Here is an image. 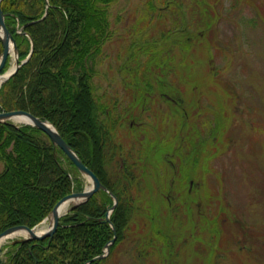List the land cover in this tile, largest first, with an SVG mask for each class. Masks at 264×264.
<instances>
[{
	"label": "rangeland",
	"instance_id": "374dc122",
	"mask_svg": "<svg viewBox=\"0 0 264 264\" xmlns=\"http://www.w3.org/2000/svg\"><path fill=\"white\" fill-rule=\"evenodd\" d=\"M109 22L98 89L108 82L129 102L130 71L181 106L153 94L136 109L139 128H116L121 156L148 173L152 194H136L126 238L107 264H264V0H114ZM170 189L177 202L169 207L162 194ZM153 225L179 237L177 261L149 245Z\"/></svg>",
	"mask_w": 264,
	"mask_h": 264
},
{
	"label": "trees",
	"instance_id": "16d2710c",
	"mask_svg": "<svg viewBox=\"0 0 264 264\" xmlns=\"http://www.w3.org/2000/svg\"><path fill=\"white\" fill-rule=\"evenodd\" d=\"M113 1L48 0L47 7L45 0L0 2L19 60L28 56L33 44L29 59L0 86V111L23 110L49 121L118 199L110 215L115 233L100 221L113 202L99 191L62 216L51 238L1 247L3 264H86L102 254L115 234L109 255L88 263L107 264L126 238L138 208L136 163L121 156L117 120L108 121L106 105L95 99L91 83V63L111 35L108 6ZM8 64L9 58L3 71ZM0 162V233L15 225L34 227L61 198L83 189L73 164L29 125L0 123ZM149 237V245L165 250L168 261V237L160 229L151 230Z\"/></svg>",
	"mask_w": 264,
	"mask_h": 264
},
{
	"label": "water",
	"instance_id": "95a60500",
	"mask_svg": "<svg viewBox=\"0 0 264 264\" xmlns=\"http://www.w3.org/2000/svg\"><path fill=\"white\" fill-rule=\"evenodd\" d=\"M45 2L46 4L48 3L47 0H45ZM0 41L2 44V53L0 55V78H2L0 82V86H1L2 83H4L6 80H8L12 75H14L17 72L19 67L26 62V60L29 58L30 55L29 54L27 58L24 59L23 61H19L16 42L5 25L4 14L1 10V7H0ZM8 56L13 57L14 65L10 70L1 73ZM19 117L25 118L27 120L26 123L19 125L32 126L43 132L45 135H47L51 140L53 146L55 148L60 149L63 152V154L67 157V159L78 170V172L88 179L90 186L85 188L81 192H73L61 198L55 204V206L53 207L49 215L46 217V219L42 221V222H44L45 220L49 221L48 228L46 230L40 231L38 226L29 228L23 225H15L5 229L0 233V245L4 240L11 239L13 238V236L19 233H26V235L21 239H15L12 243L38 241V240H43L45 238H51L58 227L60 217L74 210L76 207L87 201L94 193L98 191L106 192L113 199V205L106 212L105 218L100 220L101 222H107L112 226V224L110 223V213L114 210L117 204L116 197L99 181L97 176L88 167H86V165H84V163L75 153V151L64 141V139L60 136V134L57 132L55 127L52 126V124L49 123L48 121L38 118L32 115L31 113L23 110H12V111L0 112V123L16 126L18 123L14 121V118H19ZM64 204H68L69 206L63 213H61L62 206ZM112 230L114 231L113 226H112ZM114 239L115 236L105 245L103 253L99 256L92 258L89 262H93L104 258L109 253V246L114 242ZM0 264L2 263L0 262Z\"/></svg>",
	"mask_w": 264,
	"mask_h": 264
},
{
	"label": "flooded vegetation",
	"instance_id": "af4514ba",
	"mask_svg": "<svg viewBox=\"0 0 264 264\" xmlns=\"http://www.w3.org/2000/svg\"><path fill=\"white\" fill-rule=\"evenodd\" d=\"M109 27H110V23H109ZM134 57H135L134 55L132 57H128V56L126 57V59H127L126 65H124L125 69L128 66V62L133 61ZM91 65H93V69H94V73H93V76L91 78V83L93 85L95 99L99 100L102 104L106 105V115H107L108 121L112 124L114 123V121L116 119L119 126H122V124L124 122H128L130 128H132L133 126L139 128L140 127L139 121L141 119H140V115L135 114L137 112L136 109H137V107H139L140 103H141V106L144 105L145 100L150 99V97L154 96L153 94H155V95L157 94L160 97L165 98L166 102L169 101L170 104L173 105L174 107H180L181 106V103L178 99H176L175 97H172L171 95L162 91V89L159 86H155V85L149 86L146 84L143 85L139 79L140 77L138 78V76L134 73H133L134 75L131 74L130 71H125V73L129 77H133L131 81H128V83H126L128 89L132 90V98H131V100H129V102H125V100L120 95H118L116 91L113 90L112 86L108 85V82H106L104 89H101V90L98 89L97 84L95 83V79H96L95 76H96V71H97V70H95L96 56H95L94 63L93 64L91 63ZM143 73L147 74L148 72L146 71ZM142 111H144L143 106H142ZM182 114L184 116H186V112H183ZM110 134L112 135V133H110ZM173 155H175V154H171L170 158H172ZM177 158H178V164L179 165H178V167H176V169L179 171V169H181L183 166V165H180L182 163L183 158L181 159V156H179V157L177 156ZM127 159H130L129 155L127 156ZM134 162L136 163L137 161H134ZM167 162L169 164V167L172 170H174V164L177 166L176 163L173 164L170 160H168ZM135 170H137V163H136V166L135 165L133 166V171L138 176V184L140 186L141 195L145 196L146 193L151 195L152 190L147 189L146 185H148V182L146 183V180L144 178V177L148 176V173L142 172L141 175H138V173ZM148 179H149V177H148ZM148 179H147V181H148ZM185 179H186L185 175L184 176L181 175V181H183ZM188 184L190 186H193L192 180H189ZM188 192H190V191H188ZM162 196H163L164 200H166V202L168 203L169 207L171 206L172 200H174L175 204L177 202L176 197L172 196V194H171V189L169 191H167L166 194H164V195L162 194ZM159 199H161V198L159 197ZM168 210H169L168 211L169 217L173 218V215L170 213L171 212L170 208H168ZM177 214H178V212L175 211L174 215L176 216ZM204 216L205 215H202L201 218L206 220V218ZM154 217H155V215L153 214V216H149L148 218L152 221V220H154ZM172 218H171V220L173 221ZM173 236H176L177 239L179 238V237H177L175 232H173ZM177 239L174 238V240H173L174 244H171V248H172L171 257L174 258L175 261H177V259L179 258V255H180L179 251L176 249V244L178 242Z\"/></svg>",
	"mask_w": 264,
	"mask_h": 264
},
{
	"label": "bare ground",
	"instance_id": "6f19581e",
	"mask_svg": "<svg viewBox=\"0 0 264 264\" xmlns=\"http://www.w3.org/2000/svg\"><path fill=\"white\" fill-rule=\"evenodd\" d=\"M2 78H0V82H1ZM14 121L18 124H24L27 122V120L25 118H22V117H19V118H14ZM68 204H64L62 206V212L63 213L67 208H68ZM48 220H46L45 222H43L40 226H39V230L40 231H43V230H46L48 228ZM17 235H21V236H25L26 233H19Z\"/></svg>",
	"mask_w": 264,
	"mask_h": 264
}]
</instances>
